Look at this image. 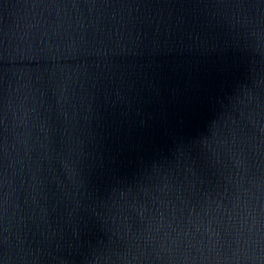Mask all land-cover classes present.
Segmentation results:
<instances>
[{"label":"water","instance_id":"1","mask_svg":"<svg viewBox=\"0 0 264 264\" xmlns=\"http://www.w3.org/2000/svg\"><path fill=\"white\" fill-rule=\"evenodd\" d=\"M0 264H264V0H0Z\"/></svg>","mask_w":264,"mask_h":264}]
</instances>
